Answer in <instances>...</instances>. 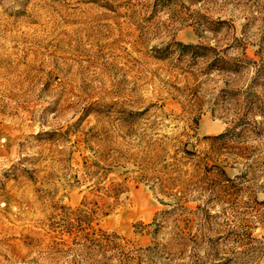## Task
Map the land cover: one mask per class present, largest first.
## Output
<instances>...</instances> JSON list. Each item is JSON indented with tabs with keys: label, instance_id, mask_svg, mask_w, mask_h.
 Masks as SVG:
<instances>
[{
	"label": "rangeland",
	"instance_id": "rangeland-1",
	"mask_svg": "<svg viewBox=\"0 0 264 264\" xmlns=\"http://www.w3.org/2000/svg\"><path fill=\"white\" fill-rule=\"evenodd\" d=\"M243 54L264 0H0V264H78L86 211L143 264H264V81L211 65Z\"/></svg>",
	"mask_w": 264,
	"mask_h": 264
},
{
	"label": "trees",
	"instance_id": "trees-1",
	"mask_svg": "<svg viewBox=\"0 0 264 264\" xmlns=\"http://www.w3.org/2000/svg\"><path fill=\"white\" fill-rule=\"evenodd\" d=\"M177 45L183 51H190L193 56H197L198 52L201 50H211L198 45H183L181 43H177ZM218 63H221L224 66V72L231 74H239L243 70L253 67V81H264V63L258 64L244 54L241 59H232L229 61L217 57L212 61L211 65L215 66ZM261 86H264V83H262ZM225 135L226 133L220 137H224ZM221 172L223 176H226L224 171ZM113 191L114 198H117L119 194L118 189H113ZM91 220V214L87 211L83 212L82 222L86 224L87 227L82 229L79 235H75L70 241V244H55V246L63 245L66 247L67 253H74L75 256L79 257L78 264H143L144 256H147L145 253L152 251V248L150 247L146 249H132L131 247H128L126 243H123V239L115 233L109 234L101 230H98L97 232L87 231ZM152 224L155 223L153 222ZM152 234H155V231ZM69 235L71 236L73 233L69 231Z\"/></svg>",
	"mask_w": 264,
	"mask_h": 264
}]
</instances>
